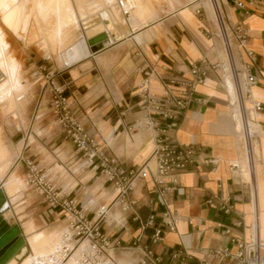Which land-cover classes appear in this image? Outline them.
<instances>
[{
    "label": "crops",
    "instance_id": "crops-1",
    "mask_svg": "<svg viewBox=\"0 0 264 264\" xmlns=\"http://www.w3.org/2000/svg\"><path fill=\"white\" fill-rule=\"evenodd\" d=\"M72 1V13L76 21L73 26L76 27L72 54L60 58L64 68L58 77L59 83L65 88L64 96L74 117L124 172L141 167L149 160L154 148V133L134 127L135 121L142 116L140 86L145 69L155 67L159 78L151 81L150 89L155 95L162 96L165 93L163 83L173 76L189 78L192 65L205 62L209 66H218L214 70L209 69L206 80L196 87L198 97L205 103L190 104L173 134L178 145L202 149V158L208 157L217 163L215 166H206L199 160L194 171L179 177L180 195H170L168 207L179 217L176 230L166 233L162 243L153 247L154 252L162 258V264H199L204 252L209 249L233 250V241L249 239V227L254 220L257 222L259 238L264 242V0H238L243 2L249 12L245 16L240 11L231 10L233 0H218L226 26L233 28L239 24L247 35L243 46L235 50V63L238 69L249 66L251 75L255 77L256 85L247 90L246 107L251 108L254 103L262 106V111L254 114V119L250 115L253 122L249 120L248 126H242L239 120L235 122L232 92L229 86L228 89L224 87L226 75L219 66L224 64L225 53L221 41L215 35L217 29L210 0H187L183 7L157 21L156 17L152 18L151 12H155V9L150 0L144 2L150 14L145 19L137 14L136 21L126 26L113 23L118 37L96 52L87 43L88 49L84 46L82 50L79 45L85 38L76 39L79 21L86 20L88 14L101 3L103 7H113L118 0H108V3L106 0H90L80 9ZM126 2L128 7L129 4H135L134 0ZM196 9H200L201 14L197 15ZM5 26L19 35L25 34L23 31L18 32L12 25ZM3 32V52L0 55L3 77L0 82V188L4 191L8 210L1 217L10 227L17 226L20 235L29 244V248L25 245V254L30 249V255L21 264H44V260L55 254L60 245L57 224L64 221V215L59 209H50L37 195L27 203L24 195L26 187L22 180L25 159L37 158L32 162L49 176L64 198L75 200L88 218L104 204L105 194L108 204L114 196L108 194L111 192L109 188L93 172L89 171L91 177L86 185L71 176L73 173L65 179L53 173L55 167L67 172L65 168L75 159L76 153L65 145L64 136L57 129L50 128L41 136V132L47 129L42 126L46 125V121L36 128L37 134H32L28 142L30 119L28 111L24 110V99L27 98L29 84L23 65L9 51L10 43ZM76 44L80 50L74 46ZM168 89L177 94L179 87L168 85ZM245 127H248L251 137L255 129L258 134L256 143L253 142L254 157L258 159L251 176L246 172L245 153L241 145L243 138H250ZM34 139L38 143L37 147L33 145ZM51 142V147L58 145L56 151L63 150L62 157L69 158L67 163L59 161L64 167L55 164L57 158L53 159L48 153L47 146ZM232 162H238L243 173L231 171L229 164ZM148 167L150 174L138 180L131 192L137 203L134 213L142 220L155 213V226L161 227L159 214L164 208L157 204V197L151 193L154 173L152 161ZM87 179L85 177L83 181ZM248 181L254 185L255 202L248 196ZM98 183L100 187L95 192ZM100 195H103L102 198H99ZM213 197L228 200L232 206L231 213L224 215L215 204H209L208 201ZM134 213L122 215L115 205L100 226L103 234L112 241H119L120 248L114 250L119 262L136 263L141 257L140 249H131V243L141 234L139 223L131 220ZM122 217L123 223H120ZM52 225L54 227L48 231ZM224 229H229V234H225ZM151 231H145L141 240L143 245L148 244ZM40 251L41 258L38 256ZM174 253L186 256L185 262L173 259ZM14 259L16 262L20 260Z\"/></svg>",
    "mask_w": 264,
    "mask_h": 264
},
{
    "label": "built area",
    "instance_id": "built-area-1",
    "mask_svg": "<svg viewBox=\"0 0 264 264\" xmlns=\"http://www.w3.org/2000/svg\"><path fill=\"white\" fill-rule=\"evenodd\" d=\"M210 1L218 26L215 35L221 41L228 63V68L225 64H221L219 68L225 74L227 70L230 73L229 76L238 94L236 107H238L245 123L247 114H252L254 119V114L262 111V106L259 103H254L251 108L246 107L247 90L256 85L255 77L250 73V67L237 68L233 72L232 62L235 61V50L243 46L247 35L241 25L235 24L233 28L228 27V34L224 37L219 31L226 25L221 4L218 0ZM126 3V0H118L116 3L123 15H128L125 10L128 8ZM230 8L233 11H240L244 16L249 14L243 2L238 0H233ZM200 11V9H196L195 13L199 15ZM216 68L218 66H209L205 62L192 65L189 78H185L183 75L173 76L163 83L165 93L162 96L155 95L150 89L151 81L159 78L155 67L149 66L145 69L140 86L142 116L135 121L134 127L137 130L154 133V148L149 160L138 169L129 172L122 171L116 160L107 156L104 148L87 133L74 117L64 96L65 88L59 83V76L55 80H51L48 90L50 112L54 124L64 138L69 139L72 143L76 155L79 156L80 167L99 176L102 183L112 190L111 194L114 196L110 204H102L93 213V216L88 218L85 212L78 208L75 200H68L61 195L45 172L33 162L29 160L25 162L27 168L25 186L33 189L50 209H59L66 222V231L60 235L61 245L57 252L58 257L53 260V264H67L72 258L74 264H120L116 257L110 254V252L114 253L115 248H120L119 241H112L103 234L100 226L107 220V213L114 205H117L122 215L135 212L137 203L132 198L131 192L138 180L145 179L150 174L148 167L150 161L154 165L151 193L157 197V204L164 208L159 214L161 227L155 226L157 219L155 213L148 215L145 220L134 213L131 220L139 223L141 234L133 240L131 249H140L141 257L136 263L131 264H162V258L154 252L153 247L162 243L166 233L176 230L179 217L168 207L170 205L169 196L173 193L180 195L179 177L194 171L195 164L199 160L203 161L206 166H215L217 163L208 157L202 158L201 155L204 153L202 149L193 146H180L173 139L179 120L188 110L190 104L205 103L198 97L196 87L206 80L209 69ZM168 85H177L178 93L173 94L168 89ZM257 136L258 134H253L251 141L250 138H243V144H241L245 153L246 172L249 176L252 175L258 159L254 157L251 146L253 142L256 143ZM229 169L233 172L243 173L238 162L229 164ZM246 186L249 198L255 202L253 183L248 181ZM208 203L215 204L224 215H229L232 211V206L226 199L213 197ZM120 223H123V217ZM148 229L152 230L148 237V244L143 245L141 240ZM224 233L229 234V229H224ZM233 248V250L229 248L209 249L204 252L199 264H264V242L259 238L256 220L249 227V239L233 241ZM172 258L179 259L180 263H184L186 256L181 257L180 254L174 253Z\"/></svg>",
    "mask_w": 264,
    "mask_h": 264
},
{
    "label": "rangeland",
    "instance_id": "rangeland-1",
    "mask_svg": "<svg viewBox=\"0 0 264 264\" xmlns=\"http://www.w3.org/2000/svg\"><path fill=\"white\" fill-rule=\"evenodd\" d=\"M85 1L86 0H81V3L83 2L82 5L83 4L85 5L87 2L89 3L90 0H87L86 2ZM97 1H101V0H97ZM106 1L108 3V0H106ZM111 1L114 2V0H111ZM134 1H135V4L134 5L131 4L134 7H131V5L129 4L130 7L126 8V12L128 15H123V13L117 7L116 2L113 4V8H116L119 11V16L123 20L124 25L125 24L130 25V22L131 23L135 22L136 21L135 17L137 14L140 15L142 18H144L145 15L148 16L150 14V10L144 5V2H147L149 0H134ZM74 2L76 3V0H74ZM69 3L72 7L73 1L69 0ZM150 3L153 5L152 7H154V9H155V12L154 11L151 12L152 18L156 17L155 21H157L159 18L164 17L166 15H169L173 11H177L178 9L183 7V5H185L187 3V0H150ZM76 5H77V3H76ZM133 8H134V10H133ZM29 9H33L32 6L29 5ZM143 9L147 10L146 14L142 13ZM210 9H211V6H210ZM102 11L107 12L109 17L112 19L113 15H112L111 8L109 6L103 7L102 3H101V5L96 10H93L88 14L87 19L84 21V22H87L86 25H83V22L79 21V28L75 32L76 39H79L82 36H84L85 41H87V39H86V37H88L87 32L90 31L91 29H93V27L95 25L101 23L100 14ZM211 12H212V10H211ZM84 14L86 15V13H84ZM33 16H34L33 21L31 22V24L29 26L28 34H22L21 33L20 35L17 32L11 30L9 27L5 26L2 19H0L1 25L3 26V30L5 31V33L8 37V41L10 43V49L11 50H9V51H11L14 58L19 63H21L23 65L24 75H25V78L27 79L28 84H29V89H28L29 91H28V94L26 95L27 98L24 99V102H25L24 110L28 111L29 119H30L29 126H28V138H29L28 142L30 141V138H32V134H34V135L37 134L36 128L40 127V125L43 124L45 121H46L45 122L46 125H42V126L44 128H47V129H46V131L41 132V136H43V134H46L50 128L51 129H57L56 125L54 124L51 112H50V94H49V90H48L49 87L48 86H49L51 80H55L56 77H58L60 75L61 71L64 68L62 65V62L60 61V58L70 55L67 52L62 54V49L64 47H61L60 45L52 46L50 44L49 38L45 36L46 29H44L45 27L42 26L43 23L40 22V20L37 19V17H36L37 20L34 19L35 18L34 14H33ZM113 23L117 24V26H120V24L116 20H115V22L113 21ZM115 24H113L114 27H115ZM86 27H87V29H85ZM72 39H74V35H73ZM71 46H72V43L69 45L70 50H72ZM74 46L76 48H79V50H80V47L78 44H76ZM223 61H224L225 66L227 67L228 63L226 61V55L225 54H224ZM64 66H67V65H64ZM225 75H228V76L230 75L228 70H227V73ZM242 89H243V91H245V89L243 87H242ZM43 113H44V115H43ZM41 115L43 117L41 119H39V117ZM254 132L257 134L256 129L254 130ZM64 139H65V142H64L65 145H67L69 148L71 147L72 152L75 153V148L73 147V145L69 141V139H66V138H64ZM39 141H40V139H39ZM33 145L36 147L38 146V143L36 140L33 143ZM253 145L254 144L252 143L251 146H253ZM51 146H52V142L47 146L48 147L47 150L53 159L57 158V162L55 164L58 163L61 165L60 162L67 163L69 158L68 157L67 158L62 157L61 153L63 150L59 149L56 151V148L58 147V145L56 147H51ZM72 152H71V155H72ZM75 156H76L75 159H73L71 161V163L68 164V166L65 168V170L67 172L63 171L62 169L55 167V170L53 171V173L54 174L57 173L58 176H61L63 179H65L66 177H70L69 175H71V173H73V171H75L77 169L78 171L76 173H73V175H71V176L77 177L79 180H82L83 185H86L85 183H87V181L90 179L91 173H89V170H86V169H83L80 167V163L78 161L79 156L78 155H75ZM34 159H37V158L31 157V159L29 161L32 162V160H34ZM24 161L26 162L27 160L25 159ZM25 162H23V164H22L23 165L22 180H23L24 184H25L26 175H27V168L25 167L26 166ZM61 166H63V165H61ZM67 168L69 169V171ZM85 177H88V179L83 181V178H85ZM89 184H91V182ZM97 190H98V188L96 187L95 192ZM108 190L112 191L110 188ZM107 192L108 191H106V193ZM24 193H25L24 194L25 200L27 201V203H28V201L30 202L31 200H34V198H33L34 196L36 197L35 191L31 188L26 187ZM108 193L111 194V192H108ZM102 196L103 195H100L99 198H102ZM103 200H104L105 205L109 203V201H107V199H106V196ZM33 202H35V201H33ZM57 225H59V229H60L59 233H60L66 227V222L63 221L62 223H59ZM53 227H54V225L49 226L50 229L48 231H50L51 228H53ZM29 255H30V251L27 250L26 254H24L19 261L17 260V262L20 263L22 258H24L25 256H29ZM116 259H117V257H116Z\"/></svg>",
    "mask_w": 264,
    "mask_h": 264
},
{
    "label": "bare ground",
    "instance_id": "bare-ground-1",
    "mask_svg": "<svg viewBox=\"0 0 264 264\" xmlns=\"http://www.w3.org/2000/svg\"><path fill=\"white\" fill-rule=\"evenodd\" d=\"M76 3H77L78 8L80 9L83 2L81 3V0H76ZM29 5L32 6L33 9H29ZM110 8L112 10V15H113L112 19L109 17L107 12L102 11L100 14L101 23L95 25L93 29L87 32L88 37L94 34H98V33H106L108 35L109 43L118 37L117 33L114 30L113 21L115 22L116 20L120 25L124 24V22L119 16V11L117 10L118 11V14H117L116 9H114L113 7H110ZM211 10H212V6H211ZM142 11H143L142 12L143 14L147 13L146 9H143ZM33 14L35 15L34 19H36L37 17V19H39L40 22L43 23L42 26H44L45 27L44 29H46L45 36L49 38L50 44L52 46L60 45L61 47H64L62 49V54L66 52L69 54H72V50L69 49V45L72 43V37L74 35L73 32L76 27V26L75 27L73 26L75 25L74 23H76V21L74 18V14L72 13V7L69 3V0H0V19H2L4 24L12 25L14 29H16L18 32L23 31V33L28 34L29 26L31 22L33 21V17H34ZM212 14L216 22V18L214 16L213 10H212ZM144 17H147V15H145ZM84 21H82L83 25H86L87 22H84ZM216 27L218 28L217 23H216ZM85 29H87V27ZM219 31L225 37L229 31L228 26L225 25L224 29H219ZM3 35H4V32H3V29L1 28V21H0V55H2V52H3L2 43H1ZM79 45L82 46V50H84V46H86V48L88 49V46L86 45V42H85V38H84V41L79 42ZM101 46H102L101 44L93 46L92 51L93 52L97 51L99 48H101ZM232 65L234 66V69H233V72H234L235 69H237L235 61L232 62ZM2 79L3 77L0 72V82L2 81ZM240 80L241 78L239 79V81ZM228 86L231 89L230 92H232V97H231L232 104H235V108H233V111H232L234 120L235 122L239 120V122L242 123V126H245V125L248 126L249 125L248 122L249 120L252 121V117L250 116V114H247L245 123L243 122L244 118L240 114L238 107H236L238 94L235 91L234 84L232 82L231 77L226 75L224 78V87L228 89ZM245 130H246L245 132L248 133V137L251 138V134L248 132V127H245ZM252 152L254 155L255 153L254 145L252 146ZM77 171L78 170L76 169L75 171H73V173H76ZM99 187H100V184L98 183L97 188L99 189ZM2 192L4 195L3 190ZM110 195L113 196V194H110ZM0 202H1V198H0ZM112 208L107 213L106 218L109 217V214ZM7 210H8L7 203L4 202L2 205H0V216L7 214ZM18 231H19L18 227L16 226L10 227L5 220H4V223L0 226V264H21L28 257V256H25L24 258H22L20 263H17L14 259L13 254L17 250L19 251V249L21 248L22 249L21 254L25 251V248L23 247V245L24 246L27 245L29 248V244L27 243L26 239L23 236L19 237V235H17ZM64 231H66L65 228L59 233L60 245H61L60 235ZM60 245L58 249L56 250L55 254H52L51 256L46 258V260H44V264H53L52 263L53 260L57 259L58 257L57 252L60 249ZM110 254L113 257H115L113 252H110ZM41 255H42V252L40 251L38 253V256L41 258L42 257ZM18 257H20V255H18ZM119 263L120 264H130L131 262H125V263L119 262ZM67 264H74V259L72 258L71 260H69Z\"/></svg>",
    "mask_w": 264,
    "mask_h": 264
},
{
    "label": "water",
    "instance_id": "water-1",
    "mask_svg": "<svg viewBox=\"0 0 264 264\" xmlns=\"http://www.w3.org/2000/svg\"><path fill=\"white\" fill-rule=\"evenodd\" d=\"M87 45L89 47H93V46H96V45H99L101 44V48L104 46V44H108V35L106 33H101V34H98L97 36L93 37V38H90L86 41ZM99 48V49H101ZM98 49V50H99ZM96 52V51H95ZM0 198H1V202H0V205H2L4 202H5V198H4V195H3V192L2 190L0 189ZM4 223V220L3 218L0 216V226ZM15 227V226H13ZM17 227V226H16ZM19 229V228H18ZM19 237H21L20 235V231H18V234ZM11 243V242H10ZM9 243V244H10ZM23 247L25 248V246L23 245ZM22 250L21 248L19 249V251ZM18 250L13 254L14 257H16V259H21V257L25 254V251L20 255V257H18L17 253L19 252ZM22 252V251H21Z\"/></svg>",
    "mask_w": 264,
    "mask_h": 264
}]
</instances>
